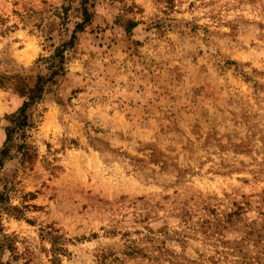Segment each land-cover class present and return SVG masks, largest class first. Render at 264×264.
Segmentation results:
<instances>
[{"label":"clouds","instance_id":"clouds-1","mask_svg":"<svg viewBox=\"0 0 264 264\" xmlns=\"http://www.w3.org/2000/svg\"><path fill=\"white\" fill-rule=\"evenodd\" d=\"M0 264H264V0H0Z\"/></svg>","mask_w":264,"mask_h":264}]
</instances>
